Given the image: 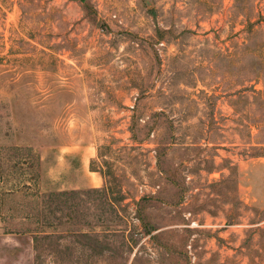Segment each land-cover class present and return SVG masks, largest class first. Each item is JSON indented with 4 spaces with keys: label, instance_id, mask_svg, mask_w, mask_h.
<instances>
[{
    "label": "rangeland",
    "instance_id": "1",
    "mask_svg": "<svg viewBox=\"0 0 264 264\" xmlns=\"http://www.w3.org/2000/svg\"><path fill=\"white\" fill-rule=\"evenodd\" d=\"M0 264H264V0H0Z\"/></svg>",
    "mask_w": 264,
    "mask_h": 264
}]
</instances>
